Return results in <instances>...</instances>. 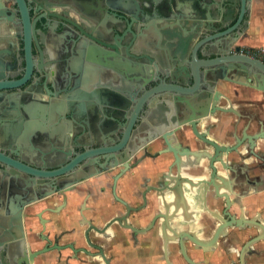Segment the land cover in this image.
<instances>
[{"label":"flooded vegetation","instance_id":"1","mask_svg":"<svg viewBox=\"0 0 264 264\" xmlns=\"http://www.w3.org/2000/svg\"><path fill=\"white\" fill-rule=\"evenodd\" d=\"M26 1L32 78L19 91L23 102L35 90L43 98L45 86L62 75L74 84L75 68L92 72L103 67L96 56L81 53L82 48L106 56L114 52L96 39L118 45L116 90L104 94L91 88L92 96L83 101L89 104L87 115L66 125L71 132L65 134L64 146H27L9 154L24 162L39 159L34 171L27 174L0 162V264H208V253H222L223 237H247L244 248L264 236V77L202 68L238 54L264 63L263 49L243 44L250 37L255 2L264 0H181L187 26L209 24L204 11L210 5L220 31L233 28L243 16L231 36L204 44L203 38L190 42L182 29L166 42L153 29L161 23L151 15L148 24L163 56L150 66L162 87L153 95V109L132 126L119 109L131 91L123 73L132 59L119 43L121 37L124 45L142 40V21L130 28L123 16H141L145 0ZM0 6L16 10L14 0H0ZM20 34L19 24L4 32L11 44L9 74L15 80L23 71V58L17 55ZM197 44L194 74L189 64ZM102 61L109 72L112 57ZM193 75L200 85L191 91ZM170 78L184 91L167 89L163 84H171ZM163 96H172L173 108ZM99 107L110 115L96 113ZM4 129L10 132L11 127L0 125ZM227 223L232 226L225 228Z\"/></svg>","mask_w":264,"mask_h":264},{"label":"water","instance_id":"2","mask_svg":"<svg viewBox=\"0 0 264 264\" xmlns=\"http://www.w3.org/2000/svg\"><path fill=\"white\" fill-rule=\"evenodd\" d=\"M180 1L181 0H145L144 7L142 9L143 14H141V16L134 17V14L132 13H124L125 16L123 17H126L128 23L130 24V28L136 23V21H142V24L140 25V28H142V40L136 38L126 40L124 45L122 44L124 39L121 37L122 41L119 43V47L120 45L124 46L126 56L132 59V61L134 60L123 73L125 77V85L130 88L131 91L126 92L128 97L125 103L119 104V109L122 108V113H124L123 117L126 121H129L130 126L135 123L136 119H138L140 115L146 112V109H153L155 102L153 95L158 93L162 87L160 75H155L150 66V64H156V61L159 60L158 58L163 56L161 53L162 50L160 48V42H158L159 40L156 38L153 39L154 35L151 32V25L148 24V20H150L151 15L156 18L157 23H161V28L157 29L156 26H154L153 29L156 30L157 36H162L166 42H170L177 38V30L182 29L186 36H190V42H194L195 38L203 35V39L201 38V43L203 42V44L204 42L215 41L217 39H224L231 36L238 30L243 17L241 16L240 21L233 28L220 31L219 28L212 22L213 7L210 5L208 9H206V12L204 11V17L209 20V24L206 22L202 24L198 23L197 25H190L189 28L186 25V15L182 12L184 11V8L182 7V3H180ZM211 1L215 4L217 0ZM14 3L16 4L15 12H10V10H6L0 6V98H2V100L6 98L5 101H1L2 103H0V125L4 124L11 127L10 132H7L6 129L3 131L0 130V145L3 144V146H0V162L8 167H17L25 170L28 174V170L34 171V167L41 165L40 160L30 159L28 162H24L20 160V157H17L18 159H13L9 156V154H17L16 149L21 150L27 146L32 149L48 146H64L65 134L71 132V129L66 127V125H70L71 120L75 122L77 118H84L87 115L86 109L89 104H85L83 101L92 96V90L96 87L94 93H98L100 90L104 94L109 93L110 91L114 92L116 90L113 78L116 77L118 69V65L115 61L117 55L119 54V48L117 44L115 45L114 43H107L96 39L95 42H97L99 46H104L114 51L107 54V56L109 55L112 57V62L109 64V72H107L104 68L106 64L102 61L103 59L106 60V55L100 54L95 49L89 48L87 50L86 48H82L81 53H90L96 56L97 59H95V61L97 60L98 64L101 63V65L104 66H99L92 72H89L87 69L79 71L75 68L73 70L76 79L74 84L71 82V78H66L65 75H62L61 79L56 80L50 86H45L44 90L49 99L44 100L41 98L42 91L35 90L32 92V98L29 102L24 101L22 105L10 106L7 100L16 97V93L26 87L28 78L32 75V68L28 63V57L32 56V45L29 35L31 27L29 26L30 16L27 7L28 2L26 0H14ZM217 9L220 12L219 5L217 6ZM112 12L115 14L114 10H112ZM142 15L143 17L146 15L147 20H142ZM219 17L223 18L221 13ZM17 24L21 25V34L19 36L21 48L18 50L19 54L17 53V55L23 58V71L21 73V79L19 80H15V78L11 77L9 74L7 61L11 54V44L9 39L4 36L6 29L12 28ZM220 24L224 25L223 19L220 20ZM34 28L35 23L33 24L32 29ZM37 46L40 48L39 45ZM198 47V44L194 46L191 56L192 61H190L189 64L190 69L194 72V74L197 72L194 60L198 58V51L200 48ZM236 51H240V48H237ZM12 59L16 62V59L18 58L14 55ZM202 68L219 69L224 74L242 70L264 77L263 62L240 54L208 61ZM227 81L230 80L227 79ZM178 82L179 81L177 79L175 80L170 78L171 84L165 83L163 85L167 87V89L184 91L179 87L180 84H178ZM191 82L195 85L191 91L198 89L200 80L197 75H193ZM76 85L78 86V89L75 92L74 86ZM70 94L77 96V100L74 95ZM168 99L171 101L173 98L172 96H163V102L173 108V105L170 104ZM211 100L208 99V101ZM97 109L98 111L96 113L99 115H105L107 113L108 116L110 115L108 109L100 107ZM212 111L214 113L216 108H213ZM207 113L208 112L202 116L207 115ZM16 156L17 155H15V157ZM227 224L225 228L227 226H232L231 223ZM219 234L220 231H218L214 237L212 244L216 243ZM263 239L264 236H261L249 241L245 245L240 253L241 264H246V257L251 254L252 251L250 246L262 241ZM194 241L196 242V240ZM196 243L199 244V242Z\"/></svg>","mask_w":264,"mask_h":264},{"label":"crops","instance_id":"3","mask_svg":"<svg viewBox=\"0 0 264 264\" xmlns=\"http://www.w3.org/2000/svg\"><path fill=\"white\" fill-rule=\"evenodd\" d=\"M188 27L190 26L188 25ZM248 34L250 37L244 40L243 44L264 50V4L260 3V1L255 2V7L252 11L251 25L248 30ZM199 38H203V35H201L200 37L198 36L197 38H195V40H199ZM15 96L16 97L9 100V104L13 106L22 105L24 100V94L22 92H17ZM43 99H49L47 94L43 95ZM217 259L218 260L216 261V264H231V262L225 261L226 248H224L223 254L217 255ZM246 264H264V241L258 243L255 248H252L251 254L246 257Z\"/></svg>","mask_w":264,"mask_h":264},{"label":"rangeland","instance_id":"4","mask_svg":"<svg viewBox=\"0 0 264 264\" xmlns=\"http://www.w3.org/2000/svg\"><path fill=\"white\" fill-rule=\"evenodd\" d=\"M247 237L242 236H225L221 239V245L224 248H226V260L227 262H231V264H241L240 263V253L243 249L246 242ZM216 251H211L208 258V264H216L217 255L215 253ZM223 254V251L222 253Z\"/></svg>","mask_w":264,"mask_h":264},{"label":"bare ground","instance_id":"5","mask_svg":"<svg viewBox=\"0 0 264 264\" xmlns=\"http://www.w3.org/2000/svg\"><path fill=\"white\" fill-rule=\"evenodd\" d=\"M227 185V184H226ZM230 188V187H229ZM225 189H226V187H225ZM225 189H223V190H225ZM218 190H220V188L218 189ZM226 191V190H225ZM191 207V206H190ZM183 209H184V207H183ZM182 210V209H181ZM182 213V212H181ZM190 214V213H189ZM185 217V216H184ZM188 217V216H187ZM186 217V218H187ZM189 217H190V215H189Z\"/></svg>","mask_w":264,"mask_h":264}]
</instances>
